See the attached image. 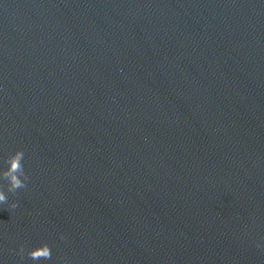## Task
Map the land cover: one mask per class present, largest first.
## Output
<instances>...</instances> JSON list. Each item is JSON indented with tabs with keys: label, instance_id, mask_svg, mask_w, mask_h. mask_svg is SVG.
<instances>
[{
	"label": "water",
	"instance_id": "obj_1",
	"mask_svg": "<svg viewBox=\"0 0 264 264\" xmlns=\"http://www.w3.org/2000/svg\"><path fill=\"white\" fill-rule=\"evenodd\" d=\"M17 149L0 264H264V0H0Z\"/></svg>",
	"mask_w": 264,
	"mask_h": 264
},
{
	"label": "clouds",
	"instance_id": "obj_2",
	"mask_svg": "<svg viewBox=\"0 0 264 264\" xmlns=\"http://www.w3.org/2000/svg\"><path fill=\"white\" fill-rule=\"evenodd\" d=\"M23 158L24 151L22 149H17L7 158V168L0 172V175L8 178L11 189L23 188L26 185L28 177L24 170ZM7 199V192L3 187H0V205H4ZM15 206V204L11 205V207ZM38 247H43L44 251L42 253H38ZM28 255L32 258L40 256L49 257L51 255V248L47 243H43L42 245L31 248L28 251Z\"/></svg>",
	"mask_w": 264,
	"mask_h": 264
}]
</instances>
